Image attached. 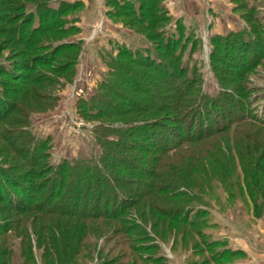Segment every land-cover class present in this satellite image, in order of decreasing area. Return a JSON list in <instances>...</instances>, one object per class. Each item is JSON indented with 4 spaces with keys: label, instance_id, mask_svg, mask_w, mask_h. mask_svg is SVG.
<instances>
[{
    "label": "trees",
    "instance_id": "trees-1",
    "mask_svg": "<svg viewBox=\"0 0 264 264\" xmlns=\"http://www.w3.org/2000/svg\"><path fill=\"white\" fill-rule=\"evenodd\" d=\"M158 1L139 0L136 8L132 3L108 0L106 6L111 10L105 13L109 17L127 14L148 39L160 41L156 29L169 19L159 16L163 9ZM48 2L0 0L3 13L16 14L0 16V58L5 50H15L19 56H27L22 69L29 71L31 59L40 66L37 75L28 76L11 92L38 114L53 108L56 100L50 99L59 85L58 78L73 81L83 49L82 40L62 42L73 30L54 18L79 10L80 2H61L50 15L34 17L37 25L27 30L33 18H22L21 11L30 6L36 11ZM5 22L13 26H2ZM175 41L170 37L164 44H157L160 53L154 61L129 53H110L107 62L114 73L108 72L99 85L102 96L84 103L85 118H118L121 123L104 127L97 134L100 154L80 161L61 160L52 166L44 162L49 156L43 152V141L37 140L36 155L23 146L32 142L29 136L11 141L3 134L0 264H12L16 244L25 259L23 264H85L101 254V239L111 241L105 238L108 232H114L113 239L118 234L125 237L113 246L123 243L135 255L127 264H138L148 260L139 255V251L148 250L139 244L142 237H148L147 227L160 234L163 241L170 236L181 242L202 236L193 221L182 220L188 207L195 212L194 206H211V201L217 205L220 201L246 199L254 218L264 216V120L249 113L245 100H235L229 93L199 98L196 79L192 87L189 83L196 75L194 71L188 81L179 80L188 67L180 64L181 53L176 55ZM44 47L53 57L62 51L70 64L53 66L45 62L37 53ZM3 65L1 74L15 82L11 77L14 72ZM247 66L243 63L228 71L235 73ZM240 75L243 77L241 71ZM110 78H114V84L107 82ZM92 105L98 106L94 112L89 109ZM8 115L0 112L1 120ZM110 136L115 138L107 140ZM35 166L37 179H41L37 183L24 173L25 168L30 169L33 177ZM53 200L62 205L57 206ZM126 216L129 222L124 220ZM31 244L40 254L38 262ZM120 256L126 257L125 253ZM101 264L124 263L113 258Z\"/></svg>",
    "mask_w": 264,
    "mask_h": 264
},
{
    "label": "rangeland",
    "instance_id": "rangeland-1",
    "mask_svg": "<svg viewBox=\"0 0 264 264\" xmlns=\"http://www.w3.org/2000/svg\"><path fill=\"white\" fill-rule=\"evenodd\" d=\"M48 1L36 11L30 6L20 14L22 18L24 16L33 18L27 25L29 30L38 23L34 17L49 14L51 9H58L61 2L82 4V8L75 12H68L62 18L54 17L57 22L63 24L64 28L73 30L62 42L78 40L83 42L80 59L75 67L76 74L71 83L65 82L61 77L58 78L59 85L50 99L56 100L53 108L38 114L33 108L29 109L17 100L11 89L22 86L23 80L28 76L37 75L40 66L37 65V61L31 59L29 71L22 69L21 63L27 56H19L15 50H5L0 58V64H4L6 70L14 72L11 77L16 81L13 82L0 71V112L9 113L6 119L0 118V148L5 146L2 140L5 133L11 141H17L19 137L22 141V138L29 136L32 142L23 146L36 155L37 149L34 148H37V140L43 141L45 143L43 152L45 156H49L44 158V162H49L52 166H57L61 160L80 161L97 153L100 154L97 134L103 131L104 127L114 128L121 123L117 121L118 118H85L84 103L93 96H102L98 87L107 79V73L111 71L107 62L111 57L110 53L113 56L129 53L131 57L154 61L160 53L156 49L157 44H164L166 38L170 37H175V43H178L175 53L177 56L181 53L180 64L188 67L187 74L179 80H187L192 74L190 72L194 71L196 75L191 76L193 79L189 83L192 87L196 79L197 84L194 86L199 92V98L200 96L216 98L222 93H229L235 100H245L249 113L264 120V0H159L158 6L163 9L159 16L164 15L169 19L156 29L160 41L148 39L147 33L140 31L137 25H133L132 18L125 13H119L118 17H109L105 13L111 10L106 6L108 0ZM118 2L132 3L136 8L139 4V0H118ZM15 15L13 11L3 13L0 7V16ZM48 18L51 19L50 16ZM2 26L13 25L5 22ZM182 47L184 49L181 52ZM46 50L48 49H41L37 53L39 58L45 59L50 65L70 64L62 51L53 57L52 51ZM31 52L28 51V54ZM31 54H34V51ZM47 54L49 56L45 57ZM39 61L42 62L41 59ZM243 63L248 66L235 73L231 71L233 75L228 71L229 67H238ZM227 72H230L229 77L224 74ZM129 78L132 79L130 76ZM235 79L239 80L235 81ZM108 81L114 84L112 82L114 78ZM224 81L228 82L224 83ZM121 88L126 91L125 87ZM234 88L238 91H234ZM223 97L220 96L222 99ZM97 107L92 105L89 109L94 112ZM114 138L110 136L107 140ZM2 158L3 155L0 153V165ZM25 170V176L31 178V181L37 183L41 180L37 179L36 166L33 177L28 173L32 172L30 169L25 168ZM213 202L211 201V206L207 207L194 206L195 212L188 207L187 215L185 218L182 217V220H187L186 222L195 223V228L203 233L199 238L192 237L188 241L181 242L180 239L173 241V236H170L163 241L160 234L156 236L155 232L147 227L145 233L148 237H142L139 244L147 246L148 250L139 251V255L142 258L148 257V260L137 263L264 264V216L254 218L250 203L246 199H236L230 203L220 201L217 205ZM52 203L57 206L62 205L55 200ZM129 218L126 216L124 220L129 222ZM113 233L108 232L105 237L111 241L107 239L99 241L98 249H102L101 254L93 256V260L85 264H101L113 258L117 263L127 264L128 259L135 257L123 243L121 246H113L118 240L119 243L123 242L124 237L118 234L113 239ZM31 245L38 262L40 254L35 251V245ZM123 253L126 255L124 258L120 256ZM24 262L25 259L20 255L16 244L12 264Z\"/></svg>",
    "mask_w": 264,
    "mask_h": 264
}]
</instances>
